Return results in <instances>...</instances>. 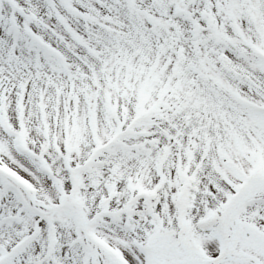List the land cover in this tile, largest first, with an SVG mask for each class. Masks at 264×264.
<instances>
[{
    "label": "snow or ice",
    "instance_id": "1",
    "mask_svg": "<svg viewBox=\"0 0 264 264\" xmlns=\"http://www.w3.org/2000/svg\"><path fill=\"white\" fill-rule=\"evenodd\" d=\"M0 264H264V0H0Z\"/></svg>",
    "mask_w": 264,
    "mask_h": 264
}]
</instances>
